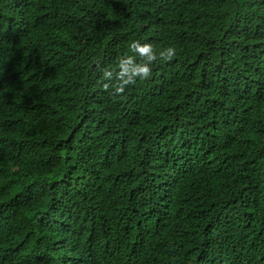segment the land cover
<instances>
[{"label":"trees","instance_id":"16d2710c","mask_svg":"<svg viewBox=\"0 0 264 264\" xmlns=\"http://www.w3.org/2000/svg\"><path fill=\"white\" fill-rule=\"evenodd\" d=\"M143 239L264 264V0H0V264H141Z\"/></svg>","mask_w":264,"mask_h":264},{"label":"clouds","instance_id":"9594fccd","mask_svg":"<svg viewBox=\"0 0 264 264\" xmlns=\"http://www.w3.org/2000/svg\"><path fill=\"white\" fill-rule=\"evenodd\" d=\"M130 50L134 55L123 57L117 64V67L120 68L118 75L123 76V73L131 71L133 77H138L139 80H145L149 78L152 74L151 65L152 62L157 59V54L154 52L153 47L150 43H141L138 40H133L129 45ZM176 54L175 49L168 47L167 49L159 53V58L162 60H168ZM134 63V61H138ZM127 65H131V68ZM105 75H111L110 71H106ZM129 83V79H123L119 84L113 87V92L116 95L123 93L125 91V84ZM108 84H104V88H108ZM264 255V251H260L258 255L254 254L253 256ZM139 259L141 264H157L158 261L153 262L150 258V252L148 247L147 239H143V245L140 249ZM159 260L170 262L171 264H186V257L183 256H164ZM117 264H135L133 262L132 256H128L122 261H119Z\"/></svg>","mask_w":264,"mask_h":264},{"label":"rangeland","instance_id":"374dc122","mask_svg":"<svg viewBox=\"0 0 264 264\" xmlns=\"http://www.w3.org/2000/svg\"><path fill=\"white\" fill-rule=\"evenodd\" d=\"M172 170V169H171Z\"/></svg>","mask_w":264,"mask_h":264}]
</instances>
